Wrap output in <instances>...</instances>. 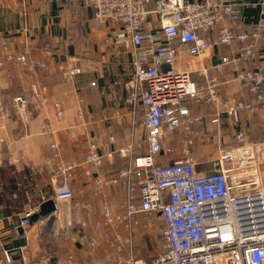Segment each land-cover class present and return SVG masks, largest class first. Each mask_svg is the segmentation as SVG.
I'll use <instances>...</instances> for the list:
<instances>
[{"label":"built area","instance_id":"built-area-1","mask_svg":"<svg viewBox=\"0 0 264 264\" xmlns=\"http://www.w3.org/2000/svg\"><path fill=\"white\" fill-rule=\"evenodd\" d=\"M236 2L81 0L84 7L93 9L94 23L111 25L115 44L131 53L132 72L125 84L127 103L133 113L143 115L147 150L145 154L137 153L135 145H119L111 136L109 151H99L91 141L85 159L75 162L63 161L59 144H50V159L57 162L53 192L36 190L31 173L29 178L25 176L28 194L37 193L39 203L18 216L20 227L30 230L32 216L49 200L57 203L55 212L39 223L44 224L54 214L58 217V203L75 196L71 183L77 171L92 168L95 193L122 184L127 194L122 213L114 215L108 208L103 212L104 224L119 223L124 232L105 234L108 248L102 264H264V184L257 144L249 143L246 131L237 132L236 144H221L218 159L204 172H199V162L191 151L194 139L183 143L179 159L172 160L175 150L167 146L178 130L190 131L202 123V116L191 115V107L218 100V77L227 67L234 69L236 81L253 96L247 102H227L224 107L228 116L235 124L240 123L245 111L264 117V62L260 60L264 22L251 32H238L233 25ZM222 46L230 47L231 53L218 55L216 51ZM0 47L5 51L10 48L9 39L1 33ZM214 58L219 62L214 64ZM14 59L32 70L46 67L45 63H28L27 50ZM191 59H197L195 66H189ZM181 63L186 68H180ZM4 68L1 59L0 73ZM59 69L67 83L74 82L81 72L74 61ZM33 91L31 99L21 95L13 99L14 110L24 122L31 118V106L42 112L47 102L36 87ZM54 108L58 118L63 119L62 105L54 103ZM83 118L80 114L81 124ZM213 123L221 125L222 121L217 116ZM164 159L170 163L162 164ZM113 161L125 162L126 166L110 173L106 166ZM36 171L42 172L44 167ZM143 219L150 223L146 231L149 240L160 236L148 259L134 253V231L143 226ZM76 228L81 241L88 240L93 247L99 245L97 238L86 239L84 221ZM18 251L17 263L0 237V264H36L27 246ZM46 262L49 264V259Z\"/></svg>","mask_w":264,"mask_h":264},{"label":"crops","instance_id":"crops-1","mask_svg":"<svg viewBox=\"0 0 264 264\" xmlns=\"http://www.w3.org/2000/svg\"><path fill=\"white\" fill-rule=\"evenodd\" d=\"M93 18V9L84 7L81 0H0V33L10 42L7 51L0 47V60L5 61L0 73V167H13L22 183L26 171L33 177L36 170L44 167L45 190L53 192L57 162L50 159L49 146L55 142L60 146L63 161L84 160L91 141L97 144L99 151H109L111 136L116 137L119 145L131 143L137 153H146L143 115L133 113L127 103L125 84L132 72L131 53L115 44L111 25L97 26ZM260 22H264V0H237L233 25L238 32H251ZM24 50L29 52L28 63H45L46 67L32 70L16 62L14 57ZM260 50V60L264 62V45ZM231 51L230 47L222 46L216 53L226 55ZM71 61L81 72L74 82L67 83L59 68ZM218 62L214 58L213 63ZM196 63L197 59L188 62L189 66ZM179 67L186 68L182 63ZM218 78V100L191 107V115L202 116V123L190 131L178 130L167 142V146L175 150L172 160L181 157L183 143L192 138L195 145L191 151L199 162V172H204L219 157L218 149L211 147L234 146L236 133L244 130L249 143L257 144L264 182V117L245 111L241 113L240 123L235 124L224 105L247 102L253 96L236 81L232 67H227ZM35 87L47 102L42 112L34 111L31 106V118L24 122L14 110L13 99L17 95L31 99ZM54 103L64 108L63 119L58 118ZM80 114L84 115L82 124ZM217 116L221 125L213 123ZM15 159L20 163H11ZM161 163L170 161L164 159ZM125 166V162L113 161L106 170L111 173ZM92 174V168L79 169L71 183L75 196L71 201L58 203V217L54 214L44 224L36 221L23 234L17 231L19 215H10L7 206L0 202V237L17 263L18 249L27 246L36 264H46L47 259L49 264H102L108 248L105 234L113 230L124 232V226L119 223L104 224L103 212L108 208L114 215L122 213L127 194L122 184L95 193ZM35 198L38 199L37 193ZM35 204L29 199L24 212ZM82 221L86 223L83 234L86 239L97 238V247L78 238L76 224ZM148 224L143 219V226L134 231V253L138 258L148 259L155 250L153 240H149L146 233ZM60 238L64 239V245L57 242Z\"/></svg>","mask_w":264,"mask_h":264},{"label":"trees","instance_id":"trees-1","mask_svg":"<svg viewBox=\"0 0 264 264\" xmlns=\"http://www.w3.org/2000/svg\"><path fill=\"white\" fill-rule=\"evenodd\" d=\"M25 175L28 178L30 177V173L27 171ZM23 184H25V180H23V183L19 180V176L13 167L9 165L0 167V202L7 206L10 215L17 214L18 216L24 213V208L29 199L27 190L22 188ZM37 202L39 203V198L35 201V205H37ZM49 215L40 217L37 222ZM37 222L31 221L32 226Z\"/></svg>","mask_w":264,"mask_h":264},{"label":"rangeland","instance_id":"rangeland-1","mask_svg":"<svg viewBox=\"0 0 264 264\" xmlns=\"http://www.w3.org/2000/svg\"><path fill=\"white\" fill-rule=\"evenodd\" d=\"M215 146H212L211 148L212 149H217L218 147H216V148H214ZM203 151V150H202ZM201 154V153H200ZM15 160H17V159H15ZM260 171H261V168H260ZM111 172H115V171H111ZM45 171H40V172H35V173H33V179H34V184H35V186H37V187H35V189L36 190H40V189H45L46 187H45V180H46V177H45ZM261 176H262V172H261ZM43 180V181H42ZM264 183V182H263ZM26 186H27V184H23L22 185V188L23 189H26ZM27 190V189H26ZM30 194H28V198L29 199H31L32 200V203L33 202H35L36 201V193H34V192H29ZM158 236V235H157ZM48 238V240L50 241V239L51 238H49V237H47ZM158 240H160V236H158L157 237V240H155V241H153V247H154V249H156V245H155V242H158ZM57 242H59V243H62V245H64V239L63 238H60V239H58L57 240ZM68 244V243H67ZM66 246H68V245H66L65 244V248H67ZM150 247H152V245L150 246ZM65 250V249H64ZM155 251V250H154Z\"/></svg>","mask_w":264,"mask_h":264},{"label":"water","instance_id":"water-1","mask_svg":"<svg viewBox=\"0 0 264 264\" xmlns=\"http://www.w3.org/2000/svg\"><path fill=\"white\" fill-rule=\"evenodd\" d=\"M55 209H56L55 202L53 200H49L40 206L39 212L32 216L31 221L36 222L40 217H45L53 213ZM17 231H19L20 234H23L25 230L22 227H18Z\"/></svg>","mask_w":264,"mask_h":264}]
</instances>
